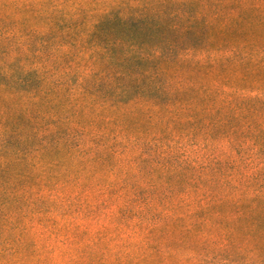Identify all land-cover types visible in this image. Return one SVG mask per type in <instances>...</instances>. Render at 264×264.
<instances>
[{
    "label": "trees",
    "instance_id": "trees-1",
    "mask_svg": "<svg viewBox=\"0 0 264 264\" xmlns=\"http://www.w3.org/2000/svg\"><path fill=\"white\" fill-rule=\"evenodd\" d=\"M78 1L71 10L0 0V244L28 246L26 212L61 209L69 183L93 188L89 179L109 166L117 181L96 176L103 201L67 212L99 218L111 208L124 225L137 218L155 246L170 249L164 264H182L174 244L191 238L211 252L220 237L227 245L215 257L225 264H264V4ZM185 134L204 135L212 151L227 139L240 163H203L167 143ZM121 155L130 164L123 171ZM193 193L207 206L190 216L211 219L210 235L192 223L171 238L185 219L173 213Z\"/></svg>",
    "mask_w": 264,
    "mask_h": 264
},
{
    "label": "rangeland",
    "instance_id": "rangeland-1",
    "mask_svg": "<svg viewBox=\"0 0 264 264\" xmlns=\"http://www.w3.org/2000/svg\"><path fill=\"white\" fill-rule=\"evenodd\" d=\"M22 1L18 0L20 3ZM84 1L92 2V7H94V3L97 0ZM258 1L264 4V0ZM78 2V0H54L53 3L58 6L65 4L68 8L74 10ZM4 39L5 37L2 36V40ZM257 39L262 38H255V40ZM252 94H255V92ZM228 109L229 107L226 108V110ZM234 112H237V110H234ZM204 137L202 134H185L176 136L174 139L170 138L172 140L168 139L167 143L173 146L181 145L183 149L198 156L200 162L203 163L218 159L223 161H231L232 159L234 160V165L240 163L234 144L222 138L217 142L214 151H212ZM231 145L233 148H231ZM119 157L124 159L119 164V168L123 171L130 164L125 159V155ZM89 163L90 165H86L87 168L95 166L94 162L89 161ZM86 170L83 169L81 171V179H84ZM251 171L252 167L250 166L248 172ZM101 174H105L108 180L117 181L118 174L116 175L113 170H110L109 166L100 168L89 179L93 183V188H83L80 185H76L73 181L69 183V186L73 189L71 197L64 200L59 198L57 201L61 209H53L50 213L44 211L26 212L24 224L29 230L28 240L30 244L21 246L17 241L8 247L0 244V264H40L37 262L40 258H49L45 264H164L163 262L166 260L164 258L165 254L170 249L165 245L161 247L155 246V241L150 239L149 228L139 229L135 226L137 218H131L130 224L124 225L111 220V208L104 210L100 208L101 210L95 214L99 218L93 214L85 216L83 212L78 211L67 212L68 208L76 209L80 202L90 200L95 202V204L97 202L100 204L103 201L107 195L106 185L96 184V176H101ZM226 180H230L231 184L234 185V178H227ZM221 187L225 188L226 186L222 184ZM115 188L117 189L118 187ZM226 190H230L234 196V188L226 187ZM251 191L249 188L238 189L235 194L236 196L242 192L250 194ZM192 197L195 202L183 201L177 205V209L173 214L183 216L185 219L174 223V227L171 226L175 230L171 238L178 239L181 237L179 231L189 228L192 223L200 225L199 228L195 227L194 229L201 237L210 235L206 230H208L210 225L214 226V222L211 219H204L206 218L205 216L199 217L194 214L190 216L193 211L207 206V200H204V198L200 199V196H196L194 193ZM223 227L228 228L229 225H223ZM213 233L216 232L213 231ZM191 240V238H187L184 242L174 244L171 247L175 256L182 259V264L226 263L222 257H215V253L221 247L227 245V241L223 240L222 237L216 243L210 242L211 252L204 250V246L193 245L194 242ZM163 241L164 238L159 239V242ZM146 256H151L152 258L144 260ZM167 262L176 264L171 258Z\"/></svg>",
    "mask_w": 264,
    "mask_h": 264
}]
</instances>
